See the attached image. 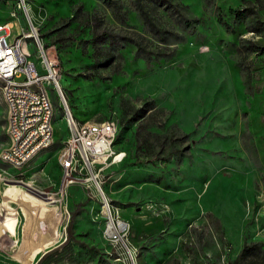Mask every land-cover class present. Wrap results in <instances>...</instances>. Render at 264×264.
Here are the masks:
<instances>
[{
	"label": "rangeland",
	"instance_id": "1",
	"mask_svg": "<svg viewBox=\"0 0 264 264\" xmlns=\"http://www.w3.org/2000/svg\"><path fill=\"white\" fill-rule=\"evenodd\" d=\"M167 1L174 8L158 7L153 21L173 34L159 39L132 0L116 14L100 0H0V26L12 24L6 41L34 30L65 101L46 82L54 142L21 170L0 161V264H38L54 249L39 264H228L244 243L264 245V55L241 69L236 52L242 39L264 48V33L230 15L248 2L264 21V0ZM98 19L110 36L94 44ZM27 44L39 66L38 46ZM106 49L110 67L95 55ZM137 109L145 116L127 123ZM66 110L79 124L112 123L117 135L114 155L76 168L61 187ZM6 120L0 86V154L11 143ZM92 172L125 245L103 233Z\"/></svg>",
	"mask_w": 264,
	"mask_h": 264
},
{
	"label": "built area",
	"instance_id": "2",
	"mask_svg": "<svg viewBox=\"0 0 264 264\" xmlns=\"http://www.w3.org/2000/svg\"><path fill=\"white\" fill-rule=\"evenodd\" d=\"M11 28V23H5L4 30H0V38H3L5 33H9ZM32 32V40L38 46L39 66L32 61L31 44L21 45L17 37L13 41V48L10 51H5V53L10 54L11 62L12 57L21 53H28L27 64L17 66V70L14 72H4L3 69H0L2 99L7 111V133L18 135V138L21 132H28L29 136L30 134H38V141H30L29 143V153H22V149L19 146L12 149L9 153L1 152L0 161H9V168L17 171L24 168L37 154L48 149L54 142L53 108L46 115H39V105L43 101H50L45 83L51 81L57 87L58 71L56 64L43 52L33 29L31 34ZM11 116L19 117L20 128L17 132H10ZM66 126L68 130L67 138L64 140L62 148L58 151V168L62 178L61 187L68 183L70 174L76 168H79L81 164L89 161H104L114 155L111 146L117 135L112 123L79 124L71 117L68 110H66ZM120 156L115 155V159L120 158ZM89 174L95 181L96 176H94V173ZM5 181L9 183L22 182L11 178ZM95 185L103 198L102 208L106 217L103 233L105 236L115 239V241H121L124 244L119 232L121 226L115 224L114 218L110 213L111 210H107V200L96 181ZM127 251L129 253L128 249Z\"/></svg>",
	"mask_w": 264,
	"mask_h": 264
},
{
	"label": "trees",
	"instance_id": "3",
	"mask_svg": "<svg viewBox=\"0 0 264 264\" xmlns=\"http://www.w3.org/2000/svg\"><path fill=\"white\" fill-rule=\"evenodd\" d=\"M103 2L104 5H106L111 11H113L114 14L121 11L123 7L122 0H100ZM132 3L135 5V7L138 9L139 16L143 19L144 23L147 25L149 30L159 39L165 38L167 35H172L170 31H167L165 29H160L156 22L153 21V18L156 17L158 7L164 6L166 8H174L170 5V2L167 0H132ZM248 3V2H247ZM246 3V4H247ZM245 4V5H246ZM243 5L241 8H237L234 10H230V15L233 17V19L237 23H245L248 25V32L252 35L260 36L264 33V21L261 20L257 9L255 6L247 4V6ZM78 10H81V6L79 5ZM125 14L128 13V11H124ZM217 21L225 28V30H228V26L225 25L220 17H217ZM102 27L101 21L98 19L95 21V34H92V43H96L100 40H104L110 36V32L103 30L100 31L99 29ZM125 43H131L134 44L139 48L140 51H142L145 54H149L146 50H148V47L146 46V43H144L143 39L137 37H127ZM142 43H144L142 45ZM236 52L239 56V66L242 69V61L247 60L249 56L251 55H264V48H258L252 44L250 40L242 39L238 42V45L236 47ZM99 54L104 55V64L108 67L111 66L112 62L115 60L113 54L108 49L101 50L95 52V55ZM159 55V54H158ZM144 58H148V56H143ZM120 64H115L114 67H112L111 71L113 73H116L117 70H119ZM246 78V75H245ZM246 81L248 79H245ZM145 116V111L142 109H137L133 113V117L129 122L137 123L139 120H141ZM74 217L75 214L72 213L70 215L68 223L66 228L68 231L71 230L73 223H74ZM181 247H184L183 242L180 243ZM264 245L259 243H244L240 249V252L238 253L237 257L231 261L228 264H264ZM56 250V249H54ZM50 251L46 253L38 262L41 263L42 260L50 255H52L55 251Z\"/></svg>",
	"mask_w": 264,
	"mask_h": 264
},
{
	"label": "bare ground",
	"instance_id": "4",
	"mask_svg": "<svg viewBox=\"0 0 264 264\" xmlns=\"http://www.w3.org/2000/svg\"><path fill=\"white\" fill-rule=\"evenodd\" d=\"M5 24L0 26V30H4ZM9 33H5V36L3 38H0V69H3L4 72H14L17 70V66H24L26 65L28 54L27 53H21L18 56L11 57L9 53H5V51H10L13 48V44H9L6 41V38ZM33 35V34H32ZM32 35L24 36L22 35L20 38H18V42L21 45H28L27 40L32 37ZM26 54V55H25ZM52 109V104L50 101H43L39 105V115H46L48 112H50ZM20 128V121L18 116H11L10 117V132H17ZM10 136V147L9 149L4 153H9L12 149L16 147H20L22 149V153H29V143L30 141H38V134H30L28 132H21L19 138L18 135H14L13 133H9ZM6 164L9 165V161H3ZM96 161H89L85 164H81L80 167H85L88 170L91 171L93 163ZM107 210H110V207L107 205ZM111 215L114 218L113 212H110ZM115 224L120 225V221L116 220L114 218ZM122 227L119 228V232L122 230Z\"/></svg>",
	"mask_w": 264,
	"mask_h": 264
},
{
	"label": "crops",
	"instance_id": "5",
	"mask_svg": "<svg viewBox=\"0 0 264 264\" xmlns=\"http://www.w3.org/2000/svg\"><path fill=\"white\" fill-rule=\"evenodd\" d=\"M6 149V148H5ZM57 157H58V155H57ZM56 167H57V171H59V173H60V170H59V168H58V166H57V159H56ZM7 191V190H6ZM5 191V192H6ZM3 206L1 207V209L3 210ZM34 213H33V216H35L36 215V211H33ZM25 213H27V212H25ZM20 214V213H19ZM24 214V213H23ZM28 214V213H27ZM31 215V214H30ZM6 217H3L1 214H0V224L2 223V221L5 219ZM3 228V227H2ZM2 228H1V230H2ZM3 231V230H2ZM7 233H5L6 234V236H11V235H9V231H7V230H5ZM31 241H33V240H31ZM1 242V241H0ZM40 242V241H39ZM38 242V243H39ZM1 243H4V242H1ZM33 243V242H32Z\"/></svg>",
	"mask_w": 264,
	"mask_h": 264
},
{
	"label": "water",
	"instance_id": "6",
	"mask_svg": "<svg viewBox=\"0 0 264 264\" xmlns=\"http://www.w3.org/2000/svg\"><path fill=\"white\" fill-rule=\"evenodd\" d=\"M56 88H57V90H58V93H59V95H60V98L62 99V101H63V103H64V105H65V101L63 100V96H62V94H61V91L59 90V87L57 86Z\"/></svg>",
	"mask_w": 264,
	"mask_h": 264
}]
</instances>
